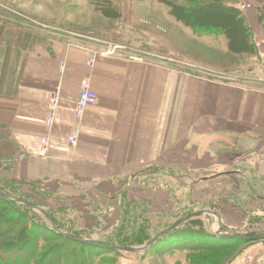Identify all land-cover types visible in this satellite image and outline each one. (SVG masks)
Returning <instances> with one entry per match:
<instances>
[{"label":"crops","instance_id":"obj_1","mask_svg":"<svg viewBox=\"0 0 264 264\" xmlns=\"http://www.w3.org/2000/svg\"><path fill=\"white\" fill-rule=\"evenodd\" d=\"M7 1L18 5L26 17L0 23V147L10 149L0 157L5 181L36 184L69 212L90 200L86 199L89 193L105 197L104 191L116 190L146 169L196 174L199 169L238 165L239 170L218 174L243 177L249 163L264 165V90L247 86L242 78L227 77L232 75L230 68L212 69L221 75L213 79L115 54H99L91 68L93 44L74 42L55 32L44 34L53 26L44 20L60 9H81L83 19L70 18L71 25H93L92 17L98 16L91 0ZM229 2L245 17L258 58L264 57L260 1ZM220 40L228 46L222 54L229 64V57L239 52L232 50L224 34L220 33ZM87 80L98 102L79 120L77 101ZM55 95V120L49 126ZM73 133H77L74 145L70 143ZM243 137L253 138L241 140L250 149L241 152L244 155L233 153L236 139ZM45 138L49 139L47 152L42 151ZM105 208L106 203L97 204V213ZM215 213L224 225V216ZM251 250L256 254L260 249Z\"/></svg>","mask_w":264,"mask_h":264},{"label":"rangeland","instance_id":"obj_2","mask_svg":"<svg viewBox=\"0 0 264 264\" xmlns=\"http://www.w3.org/2000/svg\"><path fill=\"white\" fill-rule=\"evenodd\" d=\"M259 1L264 21V0ZM229 3V0H94L90 7L98 19L92 17L93 25H71L74 22L70 23V18L76 21L83 19L84 14L78 13L81 9H60L55 17L44 20L53 25L50 27L53 29H47L44 34L49 33L50 36L55 32L74 42L91 43L99 54L118 47V57L138 58L213 79L221 75L212 69L230 68L232 75L227 77L242 78L247 86L264 90V57L258 58L257 51L239 52L236 57L231 55L229 64L226 63L227 55L223 57L222 53L227 51L228 46L220 40V34H216L219 30L214 32L218 25L213 23L212 13L215 12L209 10V5L235 8ZM173 6L175 9H189L192 13L186 17L185 12L176 10L179 20L173 15ZM21 10L11 1L0 0V23L5 18L24 21L26 14ZM218 61L222 64L219 65ZM241 140L253 138L236 139L237 148L234 146L232 149L236 151L232 152L238 155H244L241 152L250 149L248 145H242ZM9 153V147H0V157ZM262 163H249L247 176L243 177L218 174L224 170H239L238 165L226 169H199L196 174L146 169L145 173L133 175L122 185L120 183L116 190L107 189L109 194L104 191L107 198L100 193H89L86 199L90 200H84L78 204V210L69 212L61 208L62 202L44 193L36 184L17 181V184L4 188V183L0 182V194L17 196L44 211L43 214L37 209L29 210L19 204L0 201V253L7 245L10 247L19 242L30 246L36 240L39 252L36 257L44 254L48 261L55 263L65 258L75 262L78 258L83 264H264ZM2 173L4 168L0 166L1 180L4 179ZM105 203L104 213L99 216L97 204L104 206ZM206 210L224 216L221 234H216L219 231L217 217L202 215L189 220L184 230L151 245L145 255L90 250L48 230L51 227L50 213L59 228L63 229L55 227L61 232H77L92 240L123 238L139 244L155 236L167 223L175 222V218ZM254 247L260 250L250 254ZM10 251H13L12 247Z\"/></svg>","mask_w":264,"mask_h":264},{"label":"trees","instance_id":"obj_3","mask_svg":"<svg viewBox=\"0 0 264 264\" xmlns=\"http://www.w3.org/2000/svg\"><path fill=\"white\" fill-rule=\"evenodd\" d=\"M91 1H94V0H91ZM219 5L220 4H218L217 6L209 5L210 6L209 10L213 9V11L215 12V13H212L213 14V17H212L213 23H216V25H218V26H216V28H214V30H215L214 32H216L218 29L219 31H217L216 34H220V33L222 34L223 33L226 36V38L228 39V42L230 43V47L232 48V50L235 49L237 52H241V53L242 52L243 53L244 52L253 53L254 51H256L255 47L250 45L249 39L252 38V33H251L249 26H247V24H246V19L243 16L242 12L240 10H238L237 8H230V7L219 6ZM173 9L175 10V14H173V15L174 16L176 15L179 18V20H180V16L176 13V10L178 11V9H180L181 12H183V13L185 12L187 14L186 17L190 16V13H192L191 10H189V9L187 10L185 8H182V7H178L175 9V6H173ZM208 16H210V14ZM226 20H228V23L226 22ZM227 24H228V27H227ZM208 26H211V25H207L206 27H208ZM239 26H242V27H239ZM0 182L4 183V185H3L4 188L11 185V184H15V183L17 184L18 183L17 181H5L4 179L3 180L0 179ZM0 192H1V190H0ZM7 194H4V195H7ZM7 196H9L13 199L0 197V201L7 202L8 204L9 203L10 204L11 203L19 204L20 206H23L29 210H34V208L30 206V205H34L33 203H31L27 200H23V199H21L17 196H14V195L8 194ZM103 213H104L103 211L100 212L99 216L103 215ZM184 216H186V215H182L181 217H184ZM181 217L179 216V217L175 218V221ZM49 218H50V223L52 224L51 227L48 228V230L50 232L56 234L58 237H61L62 239H65L66 241H69L71 243L80 244L84 248L88 247L90 250H94V249L99 250V251L100 250H106V251H110V252L112 251L115 253H121L122 251L114 249V248L108 246L107 244L122 246V247H142L154 237V236H151L139 244H134L131 241L123 239V238L118 239V240H110V239H106L104 241L98 240V241L104 242V243H95V242H90V241H76V240H73L69 237H65V236L58 234L55 227L59 228V226H58L57 222L55 221V219L50 215V213H49ZM189 222L184 223L182 226H180L179 228L175 229L173 232H171L170 234H168L167 236L162 238L163 241L166 238L170 237L171 235L176 234L177 232H179L181 230H184V228H186V226H187V223H189ZM173 223L174 222L167 223V225H165V227H163L160 231H158L154 235L156 236L157 234H159L164 229L170 227ZM59 229L63 230L61 228H59ZM190 231H192V230H190ZM70 234H75V235H78L82 238L86 237V236L84 237L83 234H79V233L73 232V231L70 232ZM85 239L92 240L89 237H86ZM161 240H159V241H161ZM17 243L18 244H13L12 246H10V247H12V250H13L12 252L10 251V247H8L9 245H7L5 247L6 248L5 251L0 253V264H83L82 261L79 260L78 258H77V260H75V262H72V261L69 262L67 260V258H65L62 262L55 263V262L48 261L47 256H45L44 254L41 257H36L39 254V252L37 253L38 250H37V241L36 240H33L32 243L30 244V246L19 244V242H17ZM148 251H149V248L146 251L139 253V255H145V254H147ZM31 261H32V263H30Z\"/></svg>","mask_w":264,"mask_h":264},{"label":"built area","instance_id":"obj_4","mask_svg":"<svg viewBox=\"0 0 264 264\" xmlns=\"http://www.w3.org/2000/svg\"><path fill=\"white\" fill-rule=\"evenodd\" d=\"M239 8L243 9V7H241V6H239ZM247 8H249V6ZM117 48L118 47H115L113 49L106 50V52H101L100 55H104V54H110V55L115 54L116 55V49ZM100 55L97 52L90 54L89 66L91 68L93 67L96 59ZM233 80H235V79H233ZM56 97L57 96L55 95L51 101V108H50L49 117L47 120V124L49 126H52L54 124V120H55V110L57 109V98ZM97 102H98V94L94 90H92L89 80L85 81L81 86V90H80L78 101H77V107H76L77 119L80 120L82 118L84 111L88 108L95 107ZM70 143H72L73 145L77 143V133H73L71 135ZM48 146H49V139L45 138L43 140L42 151L47 152Z\"/></svg>","mask_w":264,"mask_h":264},{"label":"water","instance_id":"obj_5","mask_svg":"<svg viewBox=\"0 0 264 264\" xmlns=\"http://www.w3.org/2000/svg\"><path fill=\"white\" fill-rule=\"evenodd\" d=\"M0 197H3V198H11L7 195H4V194H0ZM13 199V198H11ZM25 203V202H24ZM31 207H33L34 209H37L38 211H40L41 213L44 214V211H42V209L34 206V205H30ZM213 215L215 217H217V219L219 220V231L216 233V234H221V228L223 226V220L222 218L215 212L213 211H200V212H196V213H193L191 215H188V216H184V217H181L179 219H177L170 227L164 229L163 231H161L159 234H157L156 236H154L150 241H148V243H146L144 246L142 247H122V246H116V245H111V244H107L108 246L114 248V249H117L119 251H125V252H129V253H141V252H144L146 251L151 245L155 244L156 242H158L159 240H161L162 238H164L165 236H167L168 234H170L171 232H173L175 229L179 228L180 226H182L184 223L188 222L189 220H192L193 218H197L199 216H202V215ZM49 222H50V219H49ZM51 224V223H50ZM52 225V224H51ZM56 229V228H55ZM57 233L62 235V236H65V237H69L73 240H76V241H90V242H95V243H104V242H100L98 240H87L85 238H82L78 235H75V234H70V233H64V232H61L60 230L56 229ZM239 235V234H237Z\"/></svg>","mask_w":264,"mask_h":264}]
</instances>
